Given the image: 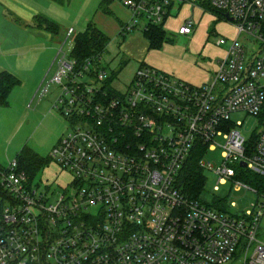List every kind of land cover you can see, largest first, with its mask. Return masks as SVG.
Here are the masks:
<instances>
[{"label": "built area", "instance_id": "2783aa9c", "mask_svg": "<svg viewBox=\"0 0 264 264\" xmlns=\"http://www.w3.org/2000/svg\"><path fill=\"white\" fill-rule=\"evenodd\" d=\"M112 1L132 16L122 37L164 28L184 5L232 19L238 36L219 40L230 48L210 84L195 87L142 65L126 90L112 83V92L103 56L78 65L64 52L71 30L39 91L43 99L51 85L60 88L54 109L71 130L51 159L71 183L42 190L17 159L0 172V264H231L239 250L242 264H264L263 195L253 210L238 214L233 203L224 213L190 198L180 183L192 153L215 151L218 138L222 166L214 170L205 157L200 165L220 185L253 190L238 168L264 178V0ZM195 28L185 22L178 35ZM238 113L262 120L255 142L242 136L241 124L233 127Z\"/></svg>", "mask_w": 264, "mask_h": 264}, {"label": "rangeland", "instance_id": "374dc122", "mask_svg": "<svg viewBox=\"0 0 264 264\" xmlns=\"http://www.w3.org/2000/svg\"><path fill=\"white\" fill-rule=\"evenodd\" d=\"M41 1L44 2V5H55L54 7L57 9H63L58 10L61 11L60 13L53 12L46 6L42 9L43 16L61 24L62 31L59 36L52 35L55 38L53 44L48 43L40 48L34 47L33 44L24 45L23 49L14 51L11 55L0 60L1 64L5 66L1 71L13 74L21 82L13 90L9 106L0 108V167L7 168L11 162L17 159L22 148L27 146L41 157L48 159L47 164L42 167L33 181L40 185L42 190L48 186L55 192L67 189L71 183V176L51 159L53 149L64 136L69 134L71 126L60 112L54 109L60 94L59 86L51 85L49 94L43 99H40L39 91L42 86L46 87L47 85L44 84V80L46 79L48 83L54 75L55 69L51 70V66L66 42L68 31L70 29L74 31V35L68 39L64 47V52L70 55L74 46V36L86 30L87 24L93 21L96 11L104 0H71L68 5H81V3L84 5L80 12L72 11L71 13L69 6L62 7L50 0ZM172 15L173 17L168 19L163 28L167 39L172 40V42L164 43L161 47L152 49L151 53L155 55L163 68L176 66L191 75H198L202 72L215 73L219 62L225 59L231 43L228 42L227 45L219 46L218 42L220 39L234 40L237 36L234 26L217 14L204 12L190 5H184L180 11H173ZM58 20H61V23ZM188 21L195 23V32L189 38L179 36L178 31L181 25ZM136 36L140 37L141 45L135 44L126 51V44ZM7 37L8 47L13 48L15 43L19 44L14 32L8 30ZM142 37V29L139 28L126 37L111 38L108 50L103 54L102 65L110 74H116L113 87L118 91H124L129 87L139 69L136 54L145 43ZM56 38L59 39V43H56ZM0 43H4L1 36ZM49 44L51 47L53 46L52 50L48 48ZM249 45L252 44H248V48L252 50L253 47ZM153 68L195 87L212 82L210 74L208 78L198 84L186 81L164 69ZM231 121L233 127L242 125L238 127V130L250 143L261 130L262 120L246 113L233 114ZM217 144L219 147L215 151L208 152L205 156V162L213 165L214 170L223 164V149L221 148L225 144L223 138H218ZM203 173L206 178V185L201 200L205 203L211 204L214 201L226 200L228 208H231L234 203L237 206L235 208L237 213L243 214L248 210H253L262 201V196L254 189L243 188L237 191L233 183L220 185L218 176L209 168ZM217 186L219 187L218 191L215 190ZM1 208L2 200L0 197V210ZM263 238L264 218L259 234V239ZM255 247L256 244L253 245L251 254ZM243 256L244 252L239 250L231 264H242L241 258Z\"/></svg>", "mask_w": 264, "mask_h": 264}, {"label": "trees", "instance_id": "16d2710c", "mask_svg": "<svg viewBox=\"0 0 264 264\" xmlns=\"http://www.w3.org/2000/svg\"><path fill=\"white\" fill-rule=\"evenodd\" d=\"M50 1L62 7L68 6L71 2V0ZM106 1L107 0H105V2ZM217 15L223 18L222 14L217 13ZM35 26L53 36H59L61 31L60 25L57 22L43 15L36 17ZM143 34L150 44V49L159 48L164 43L172 42V40L167 39L166 33L161 27L150 26ZM110 42L111 40L106 35L99 31L94 25L90 24L84 32L76 35L70 57L76 60L78 65H84L88 60L98 59L103 56V54L107 52ZM115 75L116 74L113 73L111 79L106 82L109 91H112L110 86L116 79ZM20 83V80L13 74L7 71H0V108L9 106L10 96ZM252 142H255V139ZM206 152L207 149L203 146L197 148L192 153L187 165L180 175V183L184 188V192L190 198L200 201H202L201 195L205 192L204 188L206 185V178L203 173L204 169L201 167L200 162L206 156ZM17 161L20 168L26 171L30 180L33 181L42 167L47 164L48 159L41 157L29 147L25 146L19 152ZM3 170L4 169L0 167V172ZM238 178L260 195L264 196V178L258 177L241 168H238ZM3 194L0 187V195ZM203 203L220 212L230 213L226 200L214 201L211 204Z\"/></svg>", "mask_w": 264, "mask_h": 264}, {"label": "crops", "instance_id": "0c3cea01", "mask_svg": "<svg viewBox=\"0 0 264 264\" xmlns=\"http://www.w3.org/2000/svg\"><path fill=\"white\" fill-rule=\"evenodd\" d=\"M45 6L47 7V9L49 8L51 11L56 13L61 12L58 10H63V9H57L56 7H54L55 5H44V2L42 3L41 0H0V36L3 38V42H4L3 44L0 43V60L1 58L2 59L6 58L7 55H11L12 53H14V51L23 49L22 47H24V45L33 44L34 47L40 48L43 47L42 45L46 46V44L48 43H52V44L55 43L54 42L55 38L52 36V34L42 29H38L35 26V19L37 16L43 15L42 9ZM68 6L70 10L69 12L71 13L72 11L80 12L84 5H82L81 3V5L73 4ZM131 19L132 16L130 11L127 8H125L123 5H121L116 1L107 0L105 2L104 0L103 3H101L98 10L96 11L93 21H90L87 24V27L90 24L94 25L99 31H101L111 40V38L120 36V31L122 26L130 23ZM58 21H60L61 23V20ZM77 22L74 23L77 24ZM59 25L61 28L60 30L62 31V26L61 24ZM8 30L15 33L17 42H19L18 45L15 43L13 48L8 47V37H7ZM71 30L72 29L68 31V34ZM191 36H182V37L189 38ZM142 38L145 43L143 44V47L138 49L136 54L138 57L137 61L139 63V67L142 65H146L150 67L152 66V68L157 67L159 69H164L169 73L177 75L178 77L185 79L186 81H190L192 83H198V84L202 83L206 78H208L209 74L211 80H213L215 73H211V72H204V73L202 72L199 73L198 75H191L187 71H184L183 69H180L176 66L170 68H163V66L157 61L155 55L151 53L152 49H150V44L148 40L145 38L144 34ZM56 41H57L56 43H59V39L56 38ZM135 44L141 45V39L139 36L133 37L126 44L125 50L126 51L129 50ZM50 47L51 45L49 44L48 48L52 50L53 46L51 48ZM4 67L5 66H3L0 62V71L4 69Z\"/></svg>", "mask_w": 264, "mask_h": 264}, {"label": "water", "instance_id": "95a60500", "mask_svg": "<svg viewBox=\"0 0 264 264\" xmlns=\"http://www.w3.org/2000/svg\"><path fill=\"white\" fill-rule=\"evenodd\" d=\"M227 20H228V21H232V19H230V18H228V17H227ZM241 167L245 168V167H246V164H245V163H241Z\"/></svg>", "mask_w": 264, "mask_h": 264}]
</instances>
